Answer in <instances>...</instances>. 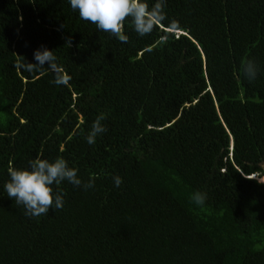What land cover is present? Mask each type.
I'll use <instances>...</instances> for the list:
<instances>
[{
    "label": "trees",
    "instance_id": "trees-1",
    "mask_svg": "<svg viewBox=\"0 0 264 264\" xmlns=\"http://www.w3.org/2000/svg\"><path fill=\"white\" fill-rule=\"evenodd\" d=\"M164 13L142 37L126 20L123 43L69 0H0V264H264V0H165ZM43 48L66 86L47 62L14 67ZM38 155L94 187L65 180L62 209L25 215L4 185Z\"/></svg>",
    "mask_w": 264,
    "mask_h": 264
},
{
    "label": "clouds",
    "instance_id": "clouds-1",
    "mask_svg": "<svg viewBox=\"0 0 264 264\" xmlns=\"http://www.w3.org/2000/svg\"><path fill=\"white\" fill-rule=\"evenodd\" d=\"M69 3L73 10L78 11L82 20L95 24L98 30L111 33L123 43H127L129 40V37L124 33L126 20L130 21L132 29L137 35L142 37L151 34L156 26L166 19L165 0H156L151 7L147 0H69ZM170 26L176 29L178 24L172 21ZM66 45L71 46L70 38ZM34 59L37 63H28L23 57V62L14 65V67L33 73L44 69L45 62H47V68L54 77L52 83L65 86L69 83L70 76L57 64L53 51L47 48L37 49L34 52ZM258 71V66L253 60L243 62V73L249 81L256 79ZM105 119L106 115L101 113L94 120L91 131L86 136L89 145H94L96 137L107 131L106 126L102 123ZM9 176L10 180L4 185L7 196L13 199L17 205H23L25 215L30 217L46 215L50 209L63 208V193L54 192L53 185H60L66 180L74 186H82L87 190L94 187L95 183V177H90L87 182L82 181L78 177V170L69 167L64 158L57 157L54 161H49L39 155L29 161L28 168H10ZM113 180L116 187L123 183L119 176L113 177ZM260 182L264 183V179H261ZM206 198V194L202 192H195L191 196V200L201 206L205 203Z\"/></svg>",
    "mask_w": 264,
    "mask_h": 264
},
{
    "label": "rangeland",
    "instance_id": "rangeland-1",
    "mask_svg": "<svg viewBox=\"0 0 264 264\" xmlns=\"http://www.w3.org/2000/svg\"><path fill=\"white\" fill-rule=\"evenodd\" d=\"M253 178V177H252ZM258 182H260L261 179H264V175L263 176H260V175H256L255 178ZM261 183V182H260ZM264 184V183H263Z\"/></svg>",
    "mask_w": 264,
    "mask_h": 264
},
{
    "label": "bare ground",
    "instance_id": "bare-ground-1",
    "mask_svg": "<svg viewBox=\"0 0 264 264\" xmlns=\"http://www.w3.org/2000/svg\"><path fill=\"white\" fill-rule=\"evenodd\" d=\"M256 175H253L252 177L254 178Z\"/></svg>",
    "mask_w": 264,
    "mask_h": 264
},
{
    "label": "water",
    "instance_id": "water-1",
    "mask_svg": "<svg viewBox=\"0 0 264 264\" xmlns=\"http://www.w3.org/2000/svg\"><path fill=\"white\" fill-rule=\"evenodd\" d=\"M263 168H264V166H263Z\"/></svg>",
    "mask_w": 264,
    "mask_h": 264
}]
</instances>
